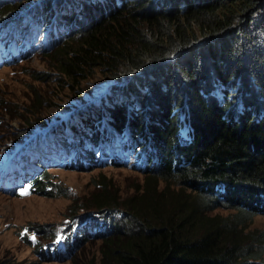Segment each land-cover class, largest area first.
Masks as SVG:
<instances>
[{"label":"trees","instance_id":"1","mask_svg":"<svg viewBox=\"0 0 264 264\" xmlns=\"http://www.w3.org/2000/svg\"><path fill=\"white\" fill-rule=\"evenodd\" d=\"M33 4L71 28L40 54L63 88L99 72L115 81L101 104L75 110L78 139L61 164L106 166L105 135L128 132L129 152L151 148L145 191L120 202L104 185L71 215L119 210L114 232L78 244L102 242L91 264H264V231L252 229L264 214V0H10L0 23ZM49 172L35 192L58 191ZM161 179L179 190L160 191ZM222 205L235 213L211 215Z\"/></svg>","mask_w":264,"mask_h":264},{"label":"rangeland","instance_id":"2","mask_svg":"<svg viewBox=\"0 0 264 264\" xmlns=\"http://www.w3.org/2000/svg\"><path fill=\"white\" fill-rule=\"evenodd\" d=\"M40 54L38 52L18 64H4L0 70L1 159L15 150L23 152V148L19 146L23 144L26 149H34L27 150L26 155L32 156L31 161L36 160L34 157L39 155L38 149H48L51 146L52 142L48 141L53 138L50 130L62 129L60 124L72 119L73 111L70 108L86 105L87 102L101 104L105 92L115 85L110 76H103L99 72L74 90L68 86L63 88L65 84H61V76L55 71L56 68ZM77 89L86 93L83 99L77 98ZM38 96L46 97L47 103L41 106ZM35 110H38L36 114ZM103 123L99 122L97 125ZM49 173L58 189L53 191L52 196L37 192H0V264H91L93 260L99 261L102 258L101 241L85 247L82 244L73 259L44 261L37 253L38 247L31 245L28 237L34 244L38 239L47 241L56 226L61 234H65L67 219L82 207L97 203L104 185L110 186L111 195L120 202H128L137 191H145L150 183L147 176L139 170L126 167L107 166L87 171L55 168ZM163 181H159L160 191L167 187L179 190L176 182L170 181L167 185ZM187 190L188 193L191 192V189ZM121 209L127 210V207ZM84 211L88 210H81L77 214ZM234 213L233 209L222 205L211 215L225 218ZM252 229L264 231V214L255 216Z\"/></svg>","mask_w":264,"mask_h":264},{"label":"clouds","instance_id":"3","mask_svg":"<svg viewBox=\"0 0 264 264\" xmlns=\"http://www.w3.org/2000/svg\"><path fill=\"white\" fill-rule=\"evenodd\" d=\"M19 13H20V11L15 13V14H13L11 17H13V16H15L16 14H19ZM52 15H53V18L55 19L56 15L53 14V13H52ZM59 22H60V28L59 29H60L61 32H63L65 30V33H67L68 29L69 30L71 29V28H68V29L66 28V25H65L63 20H59ZM64 40H65L64 37L61 38V36H60V39L57 40L58 42L51 49H49L47 51L52 50L53 48L56 47V45H58L59 43L63 42ZM83 106H85V105H80L77 108H75V107L74 108H70V110L73 111V113H74L75 110L81 109ZM44 126H47V124L44 125ZM185 131L188 133L189 130L186 129ZM139 147L142 148V149H145L144 147H142L140 145H139ZM113 167H115V166H113ZM117 167L131 168L129 166H117ZM97 168H104V167L96 166V167H94L93 170H95ZM132 169L139 170V169L134 168V167H132ZM139 172H141L143 174L144 171L139 170ZM89 212L96 213L98 218H99V220L102 223L104 221L110 223V227L107 228V232L106 233L100 234V235H97V236H94V237L89 236V235H85L83 238H79L78 236H75L74 234H73L72 238L71 237L70 238H65V237H60L59 236L60 239L63 240L64 242L62 244L58 245V244H55L57 242V240H58L57 231L59 230V227L56 226V228H54L51 231V235H50L49 239L45 243L38 239L37 244L34 245V244L31 243L29 237H28V240H29L31 245L38 247V252H39V255L41 257L48 258V259H54V260L69 259L70 256L73 255L78 250L77 246L81 242V240H83V239L84 240H90V239H95V238H99L100 239V238H103L104 235L115 231V223L119 220L118 217L120 216L119 210H115V211H100V210H96L95 209V210L84 211V212H81V213H78V214H76L74 216L69 217L67 219L68 220V226L66 227L65 235L71 233L73 225L76 222L80 221L81 220L80 218H82L83 215H85V214H87ZM96 222H98V221H96ZM52 252L60 253L62 255V257L61 258L51 257L50 254H52Z\"/></svg>","mask_w":264,"mask_h":264},{"label":"bare ground","instance_id":"4","mask_svg":"<svg viewBox=\"0 0 264 264\" xmlns=\"http://www.w3.org/2000/svg\"><path fill=\"white\" fill-rule=\"evenodd\" d=\"M154 138V137H153ZM3 189H6V187H3ZM93 216V215H92ZM94 217V219L96 220V221H98L99 223H101V221L99 220V218L98 217H96V216H93ZM106 217V216H105Z\"/></svg>","mask_w":264,"mask_h":264}]
</instances>
